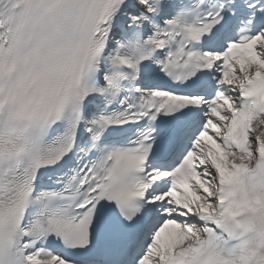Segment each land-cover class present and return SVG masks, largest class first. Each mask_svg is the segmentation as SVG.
Masks as SVG:
<instances>
[{"label": "snow or ice", "instance_id": "snow-or-ice-1", "mask_svg": "<svg viewBox=\"0 0 264 264\" xmlns=\"http://www.w3.org/2000/svg\"><path fill=\"white\" fill-rule=\"evenodd\" d=\"M0 264H264V0H0Z\"/></svg>", "mask_w": 264, "mask_h": 264}]
</instances>
